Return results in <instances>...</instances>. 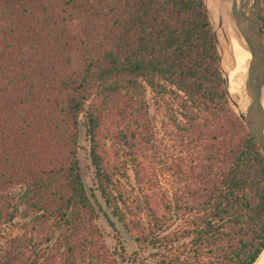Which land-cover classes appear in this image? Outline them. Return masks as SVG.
Returning a JSON list of instances; mask_svg holds the SVG:
<instances>
[{
	"label": "trees",
	"instance_id": "16d2710c",
	"mask_svg": "<svg viewBox=\"0 0 264 264\" xmlns=\"http://www.w3.org/2000/svg\"><path fill=\"white\" fill-rule=\"evenodd\" d=\"M260 29L264 45V0ZM105 209L132 262L149 252L138 264L264 249V158L226 98L204 0H0V264H115L102 215L127 263Z\"/></svg>",
	"mask_w": 264,
	"mask_h": 264
},
{
	"label": "water",
	"instance_id": "95a60500",
	"mask_svg": "<svg viewBox=\"0 0 264 264\" xmlns=\"http://www.w3.org/2000/svg\"><path fill=\"white\" fill-rule=\"evenodd\" d=\"M209 1L211 0H204V5L216 45L218 65L226 98L264 158V110L262 107L264 94V45L260 29L262 0H213L216 4L215 20L207 8ZM226 13L233 25L236 39L238 40L239 38V44H243L251 55L249 66L243 75L239 95L230 91L229 74L231 71L225 65L222 53L230 45V40L224 30V14ZM221 34H223L222 38ZM86 189L92 204L96 206V201L91 196V192L88 188ZM97 202L100 203V200L97 199ZM105 214L114 224L122 239L134 244L133 237L123 223L106 209Z\"/></svg>",
	"mask_w": 264,
	"mask_h": 264
},
{
	"label": "rangeland",
	"instance_id": "374dc122",
	"mask_svg": "<svg viewBox=\"0 0 264 264\" xmlns=\"http://www.w3.org/2000/svg\"><path fill=\"white\" fill-rule=\"evenodd\" d=\"M153 108L151 109V116L153 121L155 122L156 119H158V117L155 115V113L153 112ZM157 141H158V145L160 144L161 147V153L164 152V149H169V146L172 145V140H170L168 137L165 136H161L157 135ZM79 145H80V150H79V158L81 161V166L83 171H85L86 173V177H84V182L86 187L89 189V187L92 186V182H91V174H90V161L88 160V156L86 153V149H87V144L84 140V138L81 136L80 140H79ZM163 157V156H162ZM161 179V186H160V190H168L171 192L172 188L168 185V181L165 180V178L162 176L160 177ZM158 189V190H159ZM98 225L99 227L102 229L103 231V235H104V240H105V246L107 248V250L112 253L113 258L115 259V264H119L120 260L118 255L115 254V251H119V245L115 239V235L114 232L112 231V229L109 227V225L107 224V221L105 220V218L103 216L100 217V219L98 220ZM122 238V237H121ZM123 240V239H122ZM124 242V247L126 250V255L130 256L131 258L130 260H128L127 263H120V264H138V263H142L141 262V257H143L142 259H144V257H147L149 255V252L143 251L141 252L137 257H136V262H132V254L134 253V251L136 250L134 247V244H131L125 240H123ZM144 261V260H143ZM149 261V260H148ZM150 263V261L148 262Z\"/></svg>",
	"mask_w": 264,
	"mask_h": 264
},
{
	"label": "bare ground",
	"instance_id": "6f19581e",
	"mask_svg": "<svg viewBox=\"0 0 264 264\" xmlns=\"http://www.w3.org/2000/svg\"><path fill=\"white\" fill-rule=\"evenodd\" d=\"M207 8L213 19H216V4L213 0L207 3ZM224 30L227 38L230 40V45L227 50H223V59L225 60V65L228 66L230 72L229 74V84L230 91L239 95L241 91V84L243 75L247 71L250 63L251 55L244 48L243 44H239V38L236 39L234 35V29L232 23L229 21L227 13L224 14ZM223 34H221V38ZM230 56V57H229ZM262 107L264 110V94L262 99ZM254 264H264V250L262 251L260 257Z\"/></svg>",
	"mask_w": 264,
	"mask_h": 264
}]
</instances>
